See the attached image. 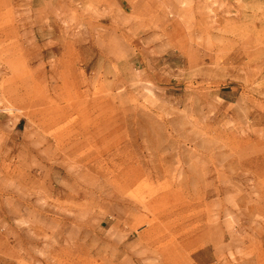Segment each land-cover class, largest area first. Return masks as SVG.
<instances>
[{
  "label": "rangeland",
  "instance_id": "1",
  "mask_svg": "<svg viewBox=\"0 0 264 264\" xmlns=\"http://www.w3.org/2000/svg\"><path fill=\"white\" fill-rule=\"evenodd\" d=\"M0 264H264V0H0Z\"/></svg>",
  "mask_w": 264,
  "mask_h": 264
}]
</instances>
